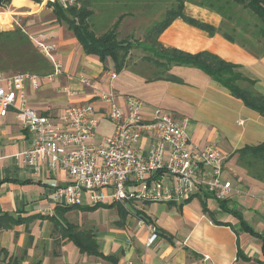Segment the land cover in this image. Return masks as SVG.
Masks as SVG:
<instances>
[{
  "label": "crops",
  "instance_id": "crops-1",
  "mask_svg": "<svg viewBox=\"0 0 264 264\" xmlns=\"http://www.w3.org/2000/svg\"><path fill=\"white\" fill-rule=\"evenodd\" d=\"M10 4L27 13L40 9L37 14L42 29L36 33L44 32L56 41V58L63 63V73L56 78L41 75L40 89L27 87L31 105L41 114L59 120L66 107L91 103L110 89L119 94L122 104V96L134 95L146 103L147 117L151 118L155 107L170 110L178 118L187 117L193 151L207 143L216 144L224 155L222 179L230 181L232 189L223 200L202 190L182 201L129 200L121 207L110 206L118 202L107 198L91 209L96 204L86 200L59 213L52 192L69 177L62 169L39 174L22 162L20 154L28 147L30 134L10 111L0 115V214L20 222L0 230V264H120L125 260L143 264H264V205L260 201L264 178L256 176L248 167L249 159L242 155L245 148L264 144V115L200 68L174 64L168 71L171 78H154L156 68L142 60L140 49L131 52V65L110 80L112 62L104 65L97 56L87 54L74 33L55 20L52 7L35 0H11ZM184 14L216 32L210 34L179 18L160 35V42L189 53L208 50L239 64L264 95V54L226 38L220 32L223 18L215 11L186 3ZM140 21V17L128 16L122 26H138ZM82 75L93 78L94 85L82 84ZM65 87L71 93L63 91ZM97 111L99 126L108 121L113 132V123L99 105ZM103 136L96 132L91 142ZM149 143L148 137L141 140L144 153ZM151 180L172 184V178L164 173ZM67 222L90 231L100 255L82 252L68 237ZM153 234L156 238L149 244Z\"/></svg>",
  "mask_w": 264,
  "mask_h": 264
},
{
  "label": "built area",
  "instance_id": "built-area-1",
  "mask_svg": "<svg viewBox=\"0 0 264 264\" xmlns=\"http://www.w3.org/2000/svg\"><path fill=\"white\" fill-rule=\"evenodd\" d=\"M57 1L61 6L74 5L76 0ZM39 53L53 65L46 74L54 79L63 73V63L56 58L57 43L44 32L29 35ZM117 77L109 71L108 78ZM41 75L33 72L7 73L0 70V115L15 113L30 134L28 147L20 159L34 172L64 170L69 181L52 192L56 204L79 206L84 201L125 203L129 200L152 202L182 201L195 192L208 190L217 199H224L232 189L230 181L222 179L224 155L214 143L193 151L187 132L188 118L176 117L170 110L155 107L147 117L146 103L131 94L122 96L113 90L102 91L91 103L66 107L59 120L41 114L31 105L27 87L40 89ZM82 84L93 86L94 79L82 75ZM63 91L71 93L69 89ZM97 105L113 123V132L96 142L99 126ZM150 139L148 151H142L141 140ZM169 147V151L167 149ZM164 173L172 178L171 186L152 182L151 177ZM264 205V194L260 196ZM156 238L153 234L151 244ZM120 264H143L125 260Z\"/></svg>",
  "mask_w": 264,
  "mask_h": 264
},
{
  "label": "trees",
  "instance_id": "trees-1",
  "mask_svg": "<svg viewBox=\"0 0 264 264\" xmlns=\"http://www.w3.org/2000/svg\"><path fill=\"white\" fill-rule=\"evenodd\" d=\"M35 2L43 4L40 0ZM10 3L11 0H0V6L4 8ZM186 3L217 12L223 18L220 32L226 38L259 55L264 54V0H76L68 7L61 6L57 1L45 4L52 7L55 20L74 33L87 54L97 56L104 65L112 62L111 71L120 72L128 68L134 60L131 52L140 49L142 60L156 68L154 78H171L168 71L174 64L200 68L242 99L249 108L264 115V95L255 89L254 80L244 74L239 64L208 50L189 53L165 47L160 42V35L175 20L183 18L194 22L184 14ZM128 16L134 19L140 17L139 25L122 26ZM194 23L210 34L216 32L210 26ZM29 35L21 25L0 30L1 71H29L39 75L53 71L51 62L39 53ZM242 155L249 159L248 167L254 169L256 176L264 178V144L247 147L242 150ZM109 205L121 207V203ZM99 206L96 204L91 209ZM74 207L77 206L57 205L59 213ZM19 222L9 214H0V230ZM66 229L68 237L82 252L100 255L98 242L90 231L80 230L68 222Z\"/></svg>",
  "mask_w": 264,
  "mask_h": 264
},
{
  "label": "rangeland",
  "instance_id": "rangeland-1",
  "mask_svg": "<svg viewBox=\"0 0 264 264\" xmlns=\"http://www.w3.org/2000/svg\"><path fill=\"white\" fill-rule=\"evenodd\" d=\"M36 7V6H35ZM23 9L22 11H24ZM16 10L11 4H9L7 7H1L0 6V30L13 28L16 25H21L29 34L36 33V31H39L42 26V21L38 19V14L40 9L36 8L34 11H27L24 14H20V12ZM8 13V14H7ZM8 73H14V71H5ZM21 72V71H19ZM96 132H98L101 135H109L112 132L111 124L108 121H102L101 125L97 127ZM111 213L108 212V215ZM97 217V215H95ZM100 216V214H98ZM111 217V216H110ZM109 217V218H110ZM108 218V219H109ZM96 225H99L100 220L96 219ZM107 223H109L106 220Z\"/></svg>",
  "mask_w": 264,
  "mask_h": 264
},
{
  "label": "bare ground",
  "instance_id": "bare-ground-1",
  "mask_svg": "<svg viewBox=\"0 0 264 264\" xmlns=\"http://www.w3.org/2000/svg\"><path fill=\"white\" fill-rule=\"evenodd\" d=\"M8 14V13H7Z\"/></svg>",
  "mask_w": 264,
  "mask_h": 264
}]
</instances>
